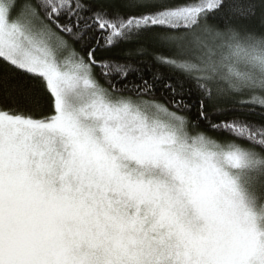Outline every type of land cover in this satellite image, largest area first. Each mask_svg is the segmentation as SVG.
Masks as SVG:
<instances>
[{"label": "snow or ice", "instance_id": "6c2138e0", "mask_svg": "<svg viewBox=\"0 0 264 264\" xmlns=\"http://www.w3.org/2000/svg\"><path fill=\"white\" fill-rule=\"evenodd\" d=\"M264 0H0V264H264Z\"/></svg>", "mask_w": 264, "mask_h": 264}, {"label": "rangeland", "instance_id": "374dc122", "mask_svg": "<svg viewBox=\"0 0 264 264\" xmlns=\"http://www.w3.org/2000/svg\"><path fill=\"white\" fill-rule=\"evenodd\" d=\"M260 203L264 204V192L260 194ZM253 211L260 217L258 219V227L264 229V208H262L259 204L252 206Z\"/></svg>", "mask_w": 264, "mask_h": 264}]
</instances>
